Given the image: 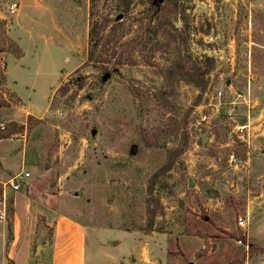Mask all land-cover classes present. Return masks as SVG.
I'll return each instance as SVG.
<instances>
[{"label":"rangeland","instance_id":"1","mask_svg":"<svg viewBox=\"0 0 264 264\" xmlns=\"http://www.w3.org/2000/svg\"><path fill=\"white\" fill-rule=\"evenodd\" d=\"M153 1L0 0L5 219L27 172L17 192L120 241L106 260L137 230L161 264H264V0Z\"/></svg>","mask_w":264,"mask_h":264},{"label":"crops","instance_id":"2","mask_svg":"<svg viewBox=\"0 0 264 264\" xmlns=\"http://www.w3.org/2000/svg\"><path fill=\"white\" fill-rule=\"evenodd\" d=\"M20 189L12 188L10 221L0 219V264H161L159 254L147 253L149 243L137 230L128 249H119L116 259L106 260L102 252L107 247L114 252L120 243L111 236L102 237L106 227L57 213L31 194L17 192Z\"/></svg>","mask_w":264,"mask_h":264},{"label":"trees","instance_id":"3","mask_svg":"<svg viewBox=\"0 0 264 264\" xmlns=\"http://www.w3.org/2000/svg\"><path fill=\"white\" fill-rule=\"evenodd\" d=\"M165 6L164 4L161 3V0H154L153 3H152V7H150L149 9V16H150V19L153 21V20H157L159 18H161V14L163 12H165ZM113 32H112V37L117 35L115 34L116 32V28H115V25H113ZM96 33V28H95V23L92 24L91 28H90V36H91V39H93L94 35ZM119 42V39H115L113 41L112 38H109L108 41H107V44L106 46L103 48V51L100 53V58H103V55L105 56V61H106V57H108V60L107 61H110L112 58H115L116 59V62L118 64H121V63H124L123 60H121V56H116L118 51H119V47H123L126 46V48L128 50H130L129 52V55H127L128 58H133V55H132V51L135 50L136 46L138 45H141V44H144L146 41L142 38V37H137V40L135 41V44L132 45L130 42L131 41H127V42H123V43H118ZM108 45V47H107ZM98 46V45H97ZM107 47V48H106ZM95 51V49L93 50ZM103 58V59H104ZM129 62V60H128ZM4 137H8L7 134H0V139L4 138ZM156 176L159 175V172H157L155 174Z\"/></svg>","mask_w":264,"mask_h":264},{"label":"built area","instance_id":"4","mask_svg":"<svg viewBox=\"0 0 264 264\" xmlns=\"http://www.w3.org/2000/svg\"><path fill=\"white\" fill-rule=\"evenodd\" d=\"M16 6L17 4L14 3L11 5V9L12 10H15L16 9ZM231 160H235V157L234 156H231ZM29 175V173H19L17 174L16 176H14L13 178H11L10 180V185L11 187L14 189V190H18L21 188V183H22V180H24L27 176ZM6 217V206H5V203H2L0 204V219H5ZM241 223H244V220L241 219L240 220Z\"/></svg>","mask_w":264,"mask_h":264},{"label":"water","instance_id":"5","mask_svg":"<svg viewBox=\"0 0 264 264\" xmlns=\"http://www.w3.org/2000/svg\"><path fill=\"white\" fill-rule=\"evenodd\" d=\"M162 1V0H161ZM180 204H182V202H180Z\"/></svg>","mask_w":264,"mask_h":264}]
</instances>
